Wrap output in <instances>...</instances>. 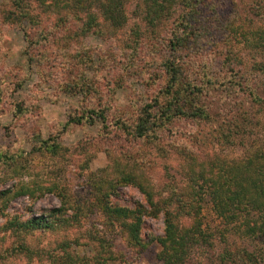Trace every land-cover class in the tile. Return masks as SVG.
<instances>
[{"label": "rangeland", "instance_id": "rangeland-1", "mask_svg": "<svg viewBox=\"0 0 264 264\" xmlns=\"http://www.w3.org/2000/svg\"><path fill=\"white\" fill-rule=\"evenodd\" d=\"M250 1L204 0L208 13L203 15L204 22L192 35L197 38L190 40L184 52L187 63L191 62L197 72L196 77L214 79L215 90L212 92L210 82L204 91L202 104L208 114L206 117L178 120L150 139H132L127 132L115 129L106 131L101 121L94 125L74 124L62 133L60 141L67 151L56 159L37 153L30 143L32 136L39 133L43 139H48L56 135L78 111L108 108L107 115L125 113L127 125L135 124L140 108L158 97L164 86L161 70L155 62L165 54H173L165 45L170 42L174 25L184 10L180 5L175 6L164 24L153 31L142 21L145 0H129L128 23L113 38L92 32L75 38V24L60 23L53 17L38 14L37 10H33L32 15L38 14V23L32 19L5 23L0 16V156H4L0 159V193L21 184L38 188L34 198L23 195L10 202L5 216L0 217V264H52L53 255L65 241L74 243L73 251L79 256H92L95 245L85 246L88 236L81 238L89 230L104 236L114 251L125 255V262L119 259L110 264H163L158 256L161 246L155 241L164 235L163 214L158 218H144L141 235L148 244L145 251L130 247L120 228H103L100 215L92 216V220H85L79 227L36 231L25 239V235L19 237L5 232L3 226L14 216L27 220L59 208L60 198L46 191L47 186L57 185L89 200L90 174L111 167L114 159L122 163L137 159L140 166L137 168L144 171L154 185L156 197L164 199L171 195L173 183L179 188L187 183L180 169L184 162L180 147H189L200 156L216 153L233 161L263 149L264 104L257 105L243 88L237 89L236 84L231 85L229 81H236L241 75L235 63H240L241 59L248 64L264 62V52L245 47L239 36L232 33L228 36L223 27V22L236 9L245 10ZM0 6L13 10L8 0H0ZM212 9L216 12L211 15ZM135 30L142 33L139 56L130 67L124 63L111 69L106 52L116 49L119 61H124L125 55L131 58L137 50ZM85 49L89 50L84 57L86 60L78 64L72 55ZM89 62L92 67L85 71ZM88 84L97 87V91H91ZM17 105H22L23 115L16 113ZM223 134L230 135L231 141ZM25 153L31 155L24 158ZM111 201L129 208L138 203L146 204L137 187L124 184L117 188ZM204 207L209 238L194 258L203 264H212L227 244L221 234L223 223L213 212L209 200ZM77 241L81 246L75 245ZM229 241L233 248L264 251V244L254 238L230 234ZM21 245L42 253L27 255Z\"/></svg>", "mask_w": 264, "mask_h": 264}, {"label": "trees", "instance_id": "trees-1", "mask_svg": "<svg viewBox=\"0 0 264 264\" xmlns=\"http://www.w3.org/2000/svg\"><path fill=\"white\" fill-rule=\"evenodd\" d=\"M8 2L13 10L9 11L5 6H0V16L5 23L23 19H32L38 23L40 19L37 17L40 14L47 18L53 17L60 23L75 24L77 27L74 31L75 38L91 32L103 38H113L128 23L129 0H8ZM178 5L184 12L174 25L170 42L165 45L173 54L171 56L165 54L155 62L161 70L160 77L164 81V86L159 91L158 97L140 108L138 112L140 116L135 124L127 125L124 120L127 117L125 113L107 115L108 108L102 110L96 107L87 108L84 113L78 111L71 115L62 125L61 131L48 139H43L39 133L34 134L30 143L32 148L38 151L37 153L54 159L64 156L67 149L61 144V135L74 124L94 125L101 121L106 131L115 129L123 133L127 132L132 139H150L178 120H195L208 115L202 102L205 100L204 91L210 82H212V92L215 90L214 79L208 76H205L207 79L196 77L197 72L192 69L191 62L187 63L184 54L192 42L190 40L197 38L192 35L199 29L198 25L204 22L203 15L208 13L206 2L145 0V15L142 21L155 31L164 24L173 8ZM36 10L38 14L32 15V11L36 12ZM215 12L216 10L212 9L211 15ZM223 23L228 36L231 33L233 36H239L245 47L264 52V0H251L245 10L236 9ZM141 34L139 30L134 31L137 50L131 58L125 55L124 61H119L116 59V57L120 58L116 49L106 52L107 57H110L111 69L118 68L124 63L126 66L130 64L129 67L133 65L132 62L139 56ZM32 43L30 41V44ZM36 44L40 45L39 41ZM87 51L89 50L77 52L72 57L79 64L85 59ZM40 62L43 60L40 59ZM236 66L241 75L236 81L229 83L236 84L237 89L243 88L257 105L264 104V62L248 64L241 59L240 63L234 64V67ZM91 67L89 62L85 71ZM86 86L91 91H97L95 90L97 87L92 84ZM238 91L244 92L241 89ZM21 106H16V110L19 111L16 113L23 115ZM222 136L231 141L230 135ZM180 148L184 157L180 169L186 175L182 177L187 178V183L183 188L173 183L170 189L172 193L168 198L156 197L154 185L150 183L146 173L137 168L139 166L137 159L132 163H122L114 159L111 160V167L97 174H90L89 200L75 196L69 190L66 191L57 185L47 186L46 191L60 198L61 206L51 210L48 215L27 220L14 216L6 221L3 226L4 231L12 232L19 237L25 235V239L36 231L55 232L62 228L79 227L85 220H92V216L100 215L103 228H120L130 247L145 251L148 244L143 241L141 235L144 218H158L163 214L164 235L155 239L161 246L159 260L163 264H203L194 257L195 253L208 243L209 235L206 233L203 212L209 200L213 212L223 223L224 229L221 234L225 239L224 243L227 244L220 253L217 255L215 253L217 258L212 264L216 262L264 264L263 250L255 252L245 248H233L229 243V235L235 234L241 238H254L264 244V148L234 161L216 153L212 155L203 153V156H200L189 150V147ZM24 155L21 157H28L31 153ZM3 157L1 155L0 159ZM123 184L137 187L144 195L146 204L138 203L134 208L114 205L111 198L116 194L117 188ZM37 190L38 188L21 184L14 190L9 189L0 193V217L5 216L10 202L23 195L34 198ZM93 227H96V224H93ZM86 236L88 243L85 246L95 245L92 256H79L73 251L74 243L65 241L59 245V250L53 255L52 264H110L119 259L125 262V255L114 251L104 236L92 230L87 231L81 238ZM75 245L81 246L79 241ZM21 249L30 256L42 253L40 250L25 246Z\"/></svg>", "mask_w": 264, "mask_h": 264}]
</instances>
